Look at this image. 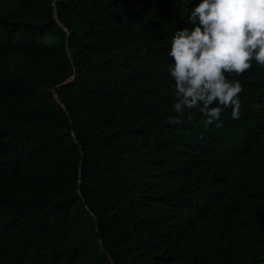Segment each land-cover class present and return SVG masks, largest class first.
<instances>
[{
	"label": "trees",
	"instance_id": "16d2710c",
	"mask_svg": "<svg viewBox=\"0 0 264 264\" xmlns=\"http://www.w3.org/2000/svg\"><path fill=\"white\" fill-rule=\"evenodd\" d=\"M197 3L0 0V264H264V68L168 123Z\"/></svg>",
	"mask_w": 264,
	"mask_h": 264
},
{
	"label": "clouds",
	"instance_id": "9594fccd",
	"mask_svg": "<svg viewBox=\"0 0 264 264\" xmlns=\"http://www.w3.org/2000/svg\"><path fill=\"white\" fill-rule=\"evenodd\" d=\"M188 22L193 27L177 30L168 52L176 95L168 123L182 124L186 110L198 109L205 128L219 129L225 109L238 120L242 107L243 86L228 77L243 75L253 62L264 68V0H199Z\"/></svg>",
	"mask_w": 264,
	"mask_h": 264
},
{
	"label": "water",
	"instance_id": "95a60500",
	"mask_svg": "<svg viewBox=\"0 0 264 264\" xmlns=\"http://www.w3.org/2000/svg\"><path fill=\"white\" fill-rule=\"evenodd\" d=\"M57 19H58V17H57ZM58 20H59V19H58ZM71 80H72V79H71ZM71 80H69V81H67V82H65V83H63V84H61V85L68 84V83L71 82ZM55 96L57 97V93H56V91H55ZM75 139H77L76 136H75ZM82 151H83V150H82ZM82 167H83V160L81 161V168H82ZM100 245H101V248H102L103 253H104V254L106 255V257L108 258L110 264H114L112 258L110 257V255L108 254V252H107V250H106V248H105V246H104V242H103L101 239H100Z\"/></svg>",
	"mask_w": 264,
	"mask_h": 264
}]
</instances>
